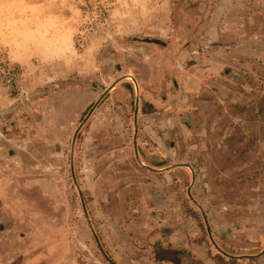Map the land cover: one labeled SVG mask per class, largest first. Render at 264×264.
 Masks as SVG:
<instances>
[{
  "label": "rangeland",
  "instance_id": "rangeland-1",
  "mask_svg": "<svg viewBox=\"0 0 264 264\" xmlns=\"http://www.w3.org/2000/svg\"><path fill=\"white\" fill-rule=\"evenodd\" d=\"M15 108L0 264H264V0H0Z\"/></svg>",
  "mask_w": 264,
  "mask_h": 264
},
{
  "label": "crops",
  "instance_id": "crops-1",
  "mask_svg": "<svg viewBox=\"0 0 264 264\" xmlns=\"http://www.w3.org/2000/svg\"><path fill=\"white\" fill-rule=\"evenodd\" d=\"M2 178L3 177L1 176L0 182L2 183V185L4 187V181L2 180ZM5 185H6V183H5ZM2 197L0 199V203L2 205L1 208H0V218L2 216H4L5 214L8 215L9 218L12 217L10 219V221L13 222V223H15L14 224V228H15L14 231H17L16 229H18L22 225H21L20 221L18 219H16V216H15L16 214H14L13 211H11L12 208L9 209V210H7V211L4 210V208H3V206H4L3 204L4 203L2 201V199H3ZM13 214H14L15 217H13ZM8 222H9V220H8ZM4 229H5V232H8L9 231L8 230V227L7 228L4 227ZM6 236H8V235H6ZM48 236H50V235H48ZM53 238L56 239L55 242L53 241L54 243H53L52 247H53V250H54L53 252L55 254L54 256H56V260L57 261L56 260H52V261L54 263L60 264L61 261H63V259L66 258V256H67L66 254L67 253L65 251H63V244H62V239H61L62 237H61V235L57 236V233H56V235L55 234L53 235ZM47 242H48V240H47ZM20 247H23V246L20 245V243L18 242V239H16V242H15L13 237L10 238V240L8 241V243H2V246H0V258L2 259L3 256L5 255V257L8 256L9 259H13L15 256L19 255L18 250L23 249V248H20ZM26 251H29V249L27 248ZM51 254H52L51 252L48 254L47 251H44L43 254L37 255V256H33V258L31 260H29V261L27 260L28 262H26V264H35V263H37V264H51V263H48V260L49 259L50 260L52 259ZM53 258H55V257H53Z\"/></svg>",
  "mask_w": 264,
  "mask_h": 264
},
{
  "label": "water",
  "instance_id": "water-1",
  "mask_svg": "<svg viewBox=\"0 0 264 264\" xmlns=\"http://www.w3.org/2000/svg\"><path fill=\"white\" fill-rule=\"evenodd\" d=\"M128 79H132V78H131V77H124V78L119 79L116 83H114V84H113V85H112V86L106 91V93L103 95V97H101V99L96 103V105L94 106V108L91 110V112H90L89 115L87 116L86 120H88V119L90 118V116L92 115V113L94 112V110L96 109V107L102 102V100L104 99V97H105L107 94H109V93H110V92L116 87V85H117L120 81H124V80H128ZM133 81H134V80H133ZM135 86H136V91H137V103H136L135 122H137L139 89H138V85H137L136 82H135ZM86 120H85V121H86ZM84 124H85V123H83V124L79 127V129L76 131V133H75V135H74V139H73V143H72V154H73L74 148H75V146H76L77 138H78L79 133H80L82 127L84 126ZM72 165H73V155H72ZM143 166H144V165H143ZM75 183H76V182H75ZM76 187H77V190H78V192H79V196H80V198H81V200H82V202H83V195H82V192H81L79 186L77 185V183H76ZM83 207H84V210H85V212H86V208H85L84 204H83ZM87 217H88V216H87ZM88 221H89V227H90V229H91V232H92V234H93V236H94V238H95V240H96V242H97V244H98L100 250L102 251L104 257L107 259V261H109L110 264H114V263L111 261V259H109L108 256H107V255L105 254V252L103 251V248H102V246H101V243H100V240H99V238H98V236H97V233H96V231H95V229H94V227H93V225H92V223L90 222L89 219H88Z\"/></svg>",
  "mask_w": 264,
  "mask_h": 264
},
{
  "label": "flooded vegetation",
  "instance_id": "flooded-vegetation-1",
  "mask_svg": "<svg viewBox=\"0 0 264 264\" xmlns=\"http://www.w3.org/2000/svg\"><path fill=\"white\" fill-rule=\"evenodd\" d=\"M22 103H23V101H22ZM22 103L20 105H22ZM16 113H17L16 108L15 109H12L11 111H8V112L7 111H0V123L1 122H4V121H8L9 119H12L16 115ZM186 167L190 169L189 166H186ZM154 194L157 195V197H158V193L157 192L154 193ZM188 195H189V197L192 200L193 197H192V195L189 192H188ZM153 197H154V198H152L153 199V202L155 204H157L158 203V199L156 198V196H153ZM208 231H210L209 230V227H208Z\"/></svg>",
  "mask_w": 264,
  "mask_h": 264
}]
</instances>
